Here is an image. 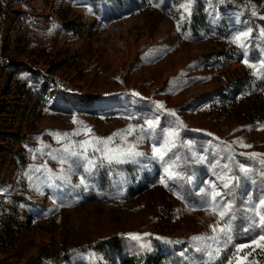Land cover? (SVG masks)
<instances>
[{"label": "rangeland", "instance_id": "obj_1", "mask_svg": "<svg viewBox=\"0 0 264 264\" xmlns=\"http://www.w3.org/2000/svg\"><path fill=\"white\" fill-rule=\"evenodd\" d=\"M1 16L0 264L57 255L55 264H243L253 241L264 242L260 228L245 232L264 215V164L252 155L264 154V0H6ZM240 32L250 33L244 48L234 42ZM149 119L160 129L179 124L177 143L192 144L177 149L188 163L172 169L175 180L162 182L166 165L139 132L110 145L144 153L125 163H101L89 148L91 177L86 161L71 173L60 163L65 145ZM193 152L212 164L232 155L233 166L254 170L236 193L227 246L223 234L192 239L211 237L218 216L181 193L222 174L193 163ZM113 236L115 247L87 249ZM241 245L250 247L237 253Z\"/></svg>", "mask_w": 264, "mask_h": 264}, {"label": "snow or ice", "instance_id": "obj_2", "mask_svg": "<svg viewBox=\"0 0 264 264\" xmlns=\"http://www.w3.org/2000/svg\"><path fill=\"white\" fill-rule=\"evenodd\" d=\"M184 7L187 10V6ZM249 35L250 33L248 32H240L237 36H235L234 42L239 43L240 47L244 48L246 47V44L244 42L247 40ZM245 63H247V61H245ZM261 67L264 68V64H262ZM158 107H162V105H158ZM179 128H180L179 124H173L169 128L160 129L158 119L155 121L149 119L146 121V127L142 126L139 129L129 127L126 130H121L120 133L114 134L113 137H108L103 139L94 138V142L93 139L80 141V142H76V144L65 145L63 149L57 151H62L64 153V155L60 157V163L68 165V169H67L68 173H71L76 169L84 166L82 164V160H83L86 161L87 164V167L85 168L87 177H91V175L93 174L94 170L98 167V165L94 160L88 157L87 153L89 148H91L93 152L101 153V163H103L104 161H107L109 165L113 163L116 164L125 163L128 162L129 160H133L135 157L144 156V153L137 152L135 150V145H127L124 148L110 147V145H112L113 143L114 137L119 135L126 144L127 137L124 135L125 132L127 133V135H133L134 133L139 132L141 134L140 138H143L144 134H148L151 136L154 142L153 156L151 159L166 165L165 176L164 178H162V182H164L165 180L172 181L175 180V176L170 174L172 169L183 168L188 163L186 158L180 156L177 149L181 147H186L191 152V148H192L191 143L188 144H185L183 142L177 143L180 136V132L178 130ZM77 134L79 133L74 132L72 135H77ZM56 135L58 138L61 136L67 138L69 136V134L67 133L65 134L57 133ZM85 145H87V147H85ZM100 145H103L104 147L102 148L100 147ZM77 146H79V148L81 149L80 151L76 150ZM43 150L44 149H40V151ZM204 151L205 153H208L209 149H205ZM252 155L253 156L259 155L261 163L264 164V154H252ZM192 156H193V161H192L193 163L207 162L213 170L219 168L222 171L221 175H217L216 182H212V181L206 182L207 186L205 188H201L199 192L194 194L181 193V198L186 201L190 200L194 195L199 205L205 207V210L208 211L209 214H216L218 216L217 224L210 226L212 227V232H213V235L211 237L196 236L193 237L192 239L193 241H199V242H203L205 240L217 241L220 238V234H223V236L225 237V241H224L225 246L232 244L233 241L232 232L235 227V221L238 218L237 216L238 210L234 208L236 193L241 187V181L247 180L254 170L245 168L243 164H237L233 166L232 161L234 157L232 155H229L227 157L229 163H224V164H221L220 160H217L215 164H212L207 154L204 156H197L193 152ZM52 158L56 159L57 157L55 155H52ZM181 161H183V164L181 163ZM234 167L239 168V174H236L234 172ZM36 171L39 172L40 169H36ZM261 174L262 176H264V168L261 169ZM87 177H82L81 184L85 183V179ZM63 179L67 181V176L65 175ZM186 179L189 182H191L193 177L189 176ZM218 187H222L224 191L218 190ZM261 194L264 195V190H262ZM226 197L228 198L227 200L225 199ZM251 202H252V198L249 197V203ZM260 205L264 206V199L260 200ZM221 222H223V227L219 226ZM254 228H260L262 231H264V215L260 216L259 223H257L255 218H251L249 220L248 227L245 229V232L252 231ZM260 240L264 241V235L260 236ZM253 243H255L259 248H264V245L260 244L257 241H253ZM143 247L149 248L150 246L145 244L143 245ZM248 247L250 246L241 245L239 248H237V253H239L241 249ZM198 250L200 249L198 248ZM219 252L220 249H216L214 255L218 257ZM212 257L213 254L210 253V258ZM229 264H232V262L229 261Z\"/></svg>", "mask_w": 264, "mask_h": 264}, {"label": "trees", "instance_id": "obj_3", "mask_svg": "<svg viewBox=\"0 0 264 264\" xmlns=\"http://www.w3.org/2000/svg\"><path fill=\"white\" fill-rule=\"evenodd\" d=\"M199 8V6H198ZM197 11L198 9L195 8L193 10V18L198 17V14H197ZM197 21V20H196ZM196 21L194 22L193 20V23L191 24V28H195L197 29L198 28V25L196 24ZM200 28V27H199ZM199 30V29H197ZM2 217V221H4V216H1ZM5 224L2 225V227H5L6 225H9V230L12 229V226L11 224H9L8 221H4ZM8 236L10 235V233L8 232V230H6ZM7 235L5 234H2V240L3 239H6V237H8ZM9 239H11V237H8ZM117 237L116 236H113V237H107V238H102L100 240H98L97 242L95 243H88L87 244V249H97V250H103V251H106L107 249L109 248H113L115 247V244L117 243ZM262 245H264V242L260 243ZM66 257V256H65ZM64 258V256H63ZM60 259V256H55L53 259H49V258H43L42 256H39V257H36L34 259H31V260H27L25 261L24 263L22 264H49V263H57V261ZM66 260V258H65ZM49 262V263H48ZM122 263L123 264H133V263H136L134 260H132L131 258H124L122 260ZM152 260L150 257L146 258V264H152ZM14 264V263H13ZM16 264V263H15ZM138 264V263H136ZM243 264H264V248H259L257 247V245L253 244L248 252H247V258L245 260V262Z\"/></svg>", "mask_w": 264, "mask_h": 264}, {"label": "built area", "instance_id": "obj_4", "mask_svg": "<svg viewBox=\"0 0 264 264\" xmlns=\"http://www.w3.org/2000/svg\"><path fill=\"white\" fill-rule=\"evenodd\" d=\"M5 2L6 0H0V22L3 21V17L1 16V14H2L3 6L5 5Z\"/></svg>", "mask_w": 264, "mask_h": 264}]
</instances>
